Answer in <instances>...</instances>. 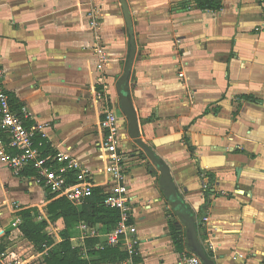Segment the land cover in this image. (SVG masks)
I'll list each match as a JSON object with an SVG mask.
<instances>
[{
	"label": "crops",
	"instance_id": "1",
	"mask_svg": "<svg viewBox=\"0 0 264 264\" xmlns=\"http://www.w3.org/2000/svg\"><path fill=\"white\" fill-rule=\"evenodd\" d=\"M125 1L0 0V63L12 108L48 123L51 151L77 156L104 195L112 183L103 171L102 118L108 108L120 113L138 264H177L193 253L185 225L120 107L119 80L134 46L127 87L139 137L169 164L207 256L215 264H263L264 0H220L215 10L194 0ZM98 47L108 54L102 68ZM3 195L48 202L49 193L0 163ZM172 222L185 235L181 251ZM76 231L70 241L83 252Z\"/></svg>",
	"mask_w": 264,
	"mask_h": 264
},
{
	"label": "built area",
	"instance_id": "2",
	"mask_svg": "<svg viewBox=\"0 0 264 264\" xmlns=\"http://www.w3.org/2000/svg\"><path fill=\"white\" fill-rule=\"evenodd\" d=\"M91 22L93 26H98L96 19ZM96 52L100 58L98 67L102 68L108 54L102 47H98ZM180 75L184 76V73L181 71ZM96 96L103 99L105 94L97 91ZM121 117V114L113 109L104 110L102 127L105 134L101 143L104 150L102 158L105 160L103 171L112 183L103 204L117 209L119 220L116 226L109 230L98 224L80 221L77 228L81 245L78 247L83 248L82 255L86 256L85 243L90 238L98 240L95 244L98 249L121 245L128 252L126 263L138 264L134 262V258L140 253L141 240L137 225L133 221V207L125 169L127 157L121 145ZM47 126L48 123L43 124L35 120L25 107L17 110L12 108L5 86V71L0 63V163L9 169L14 177L25 180L29 185L40 187L57 196H64L75 205H82L93 194L94 171L69 150H47L52 146L45 132ZM31 170L33 173H28ZM72 178L74 182L70 181ZM203 188L208 189L209 184L204 183ZM17 220L20 222L19 218ZM203 220L206 221L207 218L204 217ZM42 252L41 256L47 254L48 248ZM9 256V264H26L21 259L13 258L14 253L10 250L0 254L3 260ZM177 264L205 263L197 254L187 253L181 255Z\"/></svg>",
	"mask_w": 264,
	"mask_h": 264
},
{
	"label": "trees",
	"instance_id": "3",
	"mask_svg": "<svg viewBox=\"0 0 264 264\" xmlns=\"http://www.w3.org/2000/svg\"><path fill=\"white\" fill-rule=\"evenodd\" d=\"M220 3V0H194L195 6L201 9L215 10L220 8ZM47 150L51 151V148L48 147ZM28 173L32 174L33 172L31 170ZM70 181L74 182L72 179ZM211 194L210 189L206 191L204 208L210 204ZM104 197L105 195L101 189L94 187L93 194L82 205H75L64 196L49 193L48 203L45 206L48 219L42 216L41 210L37 206L23 208L17 212V217L20 220L18 228L22 237L32 242L40 251L48 248L44 259L46 264H129L126 263L128 252L121 245L98 249L95 245L98 240L90 238L86 240V256H83L82 249L74 248L70 237H65L66 231L62 230L61 236L63 239L60 242L55 241L54 235L50 231L49 220L51 223H55L59 219L67 224L66 228L75 224L78 225L80 221L101 225L105 230L114 228L119 220V212L117 209L105 206L103 204ZM171 234L176 249L179 251L184 249L185 235L178 230L174 222L171 223ZM6 248L5 243L1 242L0 254ZM138 259V257H135L134 262H139ZM4 261L8 264L10 256Z\"/></svg>",
	"mask_w": 264,
	"mask_h": 264
},
{
	"label": "water",
	"instance_id": "4",
	"mask_svg": "<svg viewBox=\"0 0 264 264\" xmlns=\"http://www.w3.org/2000/svg\"><path fill=\"white\" fill-rule=\"evenodd\" d=\"M124 6H126L125 0H120ZM131 28V25L129 26ZM131 31V30H130ZM134 55V46L130 53L125 72L119 80L118 94L120 98L121 111L128 120L129 134L136 138L138 145L146 152L151 159L152 163L157 166L161 172L160 185L163 188L164 194L167 200L171 203L176 215L181 219L185 225V234L187 246L191 252L197 254L205 264H215L213 260L209 259L205 248L198 238L197 219L193 214L190 207L186 204L185 200L181 196L177 184L172 178V173L169 164L162 161L155 152L148 147L139 137V124L137 113L132 105L129 89L127 87L129 73L131 71L132 58ZM181 229V224H177ZM179 229V230H180Z\"/></svg>",
	"mask_w": 264,
	"mask_h": 264
},
{
	"label": "rangeland",
	"instance_id": "5",
	"mask_svg": "<svg viewBox=\"0 0 264 264\" xmlns=\"http://www.w3.org/2000/svg\"><path fill=\"white\" fill-rule=\"evenodd\" d=\"M13 189L17 190L25 188L24 186H20ZM9 190L12 189H8L7 195L10 192ZM47 203L48 202L46 201V199H44V197L42 196L20 200V202L14 200L10 195L8 196V199H6L4 195L3 198H0V243H5V245L7 246L5 251L10 250L14 253L13 258H18L19 260L21 259L26 264H46L44 259L47 254L43 256L40 255L41 253H43L42 251H45L46 249L40 251L34 246L32 242L22 237V234L18 229V225L20 222H18L17 220V212L23 208L37 206L40 208L42 216L48 219V215L45 211V206L47 205ZM52 224L54 228L50 226V230L56 239H58V234H62V230L64 232L66 231L65 237L68 236L72 238L77 234V224H75L74 226H69L67 228V224L64 223V221H57ZM64 228L67 230H65Z\"/></svg>",
	"mask_w": 264,
	"mask_h": 264
},
{
	"label": "flooded vegetation",
	"instance_id": "6",
	"mask_svg": "<svg viewBox=\"0 0 264 264\" xmlns=\"http://www.w3.org/2000/svg\"><path fill=\"white\" fill-rule=\"evenodd\" d=\"M0 264H6L5 261L0 257Z\"/></svg>",
	"mask_w": 264,
	"mask_h": 264
}]
</instances>
